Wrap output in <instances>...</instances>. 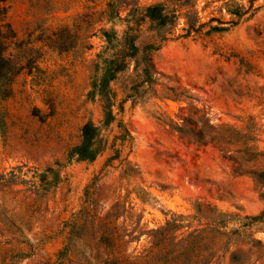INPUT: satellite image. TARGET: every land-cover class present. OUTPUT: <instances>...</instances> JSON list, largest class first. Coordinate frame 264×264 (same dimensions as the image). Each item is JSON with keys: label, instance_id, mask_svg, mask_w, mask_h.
I'll list each match as a JSON object with an SVG mask.
<instances>
[{"label": "rangeland", "instance_id": "1", "mask_svg": "<svg viewBox=\"0 0 264 264\" xmlns=\"http://www.w3.org/2000/svg\"><path fill=\"white\" fill-rule=\"evenodd\" d=\"M172 1L139 0L171 12L165 41L142 26L155 69L105 84L100 30L128 23L87 42L74 19L107 1L0 0L24 50L0 72V264H264V0Z\"/></svg>", "mask_w": 264, "mask_h": 264}, {"label": "trees", "instance_id": "2", "mask_svg": "<svg viewBox=\"0 0 264 264\" xmlns=\"http://www.w3.org/2000/svg\"><path fill=\"white\" fill-rule=\"evenodd\" d=\"M107 1V9L100 15V18L97 20V13L91 11L82 15L77 16L74 19L75 26L84 29L85 33L83 35L84 40L87 42L96 34L94 32V26L97 23H101L106 19L109 23H112L113 20L126 21L128 23L127 29H125L121 34L116 30H106L101 29V35L103 41L106 43L104 46V51L102 52L100 71H102V76L104 77V83L107 84L114 80H117L118 76L126 72L132 63H136V70L139 69L141 64H146V69H155V66L152 64L150 58V53L155 50H159L160 47H155L154 45H149L148 47L142 50L140 42L143 38L142 26L146 24H151L148 28V32H154L155 35L151 38H158L160 41L166 40V35L170 30H167V20L171 16V12L168 11L167 4H156L148 7H140L139 0H105ZM190 0H174L172 1L173 5L175 2H181V5H186ZM256 0H251L254 2ZM130 7V12L127 15L126 19L122 20L120 18V11L123 7ZM7 12V10H4ZM6 12L4 15L6 16ZM10 27V26H9ZM4 26L0 25V72H6L10 76V82L18 76L23 68H18L15 66L16 61H22L24 50L16 48V54L9 52L12 44L16 39V35H7L3 31ZM193 31H196L194 28L189 30V34ZM148 38V37H147ZM78 37L74 36V46L73 49L77 47ZM18 44V43H17ZM49 45V44H48ZM50 47V45H49ZM56 51L60 53H67L71 50L65 48L53 47ZM87 50L92 49V45H88ZM112 55L110 56V54ZM110 56V57H109ZM107 57V58H106ZM109 57V58H108ZM104 58V59H103ZM28 61L32 62L31 59ZM31 73V72H30ZM99 86H96L97 90L101 93L102 101L107 105H110L111 99L105 90L101 91ZM105 91V92H104ZM1 95V94H0ZM13 95L12 89L4 95V98L7 99ZM93 138L89 132L88 126L84 128V145L85 148L91 147L93 145ZM79 154L84 157V152H79ZM166 229L162 228L154 231L153 233L159 234L163 233ZM193 235H190L187 238L181 240V246H187L186 251L189 250L188 246Z\"/></svg>", "mask_w": 264, "mask_h": 264}]
</instances>
